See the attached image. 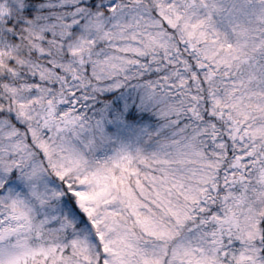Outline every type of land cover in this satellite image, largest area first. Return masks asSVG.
Returning <instances> with one entry per match:
<instances>
[{
	"label": "snow or ice",
	"instance_id": "obj_1",
	"mask_svg": "<svg viewBox=\"0 0 264 264\" xmlns=\"http://www.w3.org/2000/svg\"><path fill=\"white\" fill-rule=\"evenodd\" d=\"M0 264H264V0H0Z\"/></svg>",
	"mask_w": 264,
	"mask_h": 264
}]
</instances>
